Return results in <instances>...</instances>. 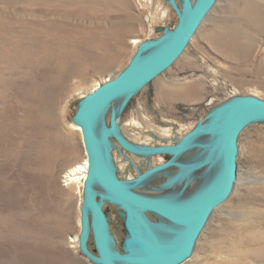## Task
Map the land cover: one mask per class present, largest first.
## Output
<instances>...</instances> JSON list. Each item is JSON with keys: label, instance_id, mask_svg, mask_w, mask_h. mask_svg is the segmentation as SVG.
Returning <instances> with one entry per match:
<instances>
[{"label": "rangeland", "instance_id": "obj_1", "mask_svg": "<svg viewBox=\"0 0 264 264\" xmlns=\"http://www.w3.org/2000/svg\"><path fill=\"white\" fill-rule=\"evenodd\" d=\"M140 1L143 9L137 0L56 7L51 0L0 3V41L7 43L0 44V264H94L79 250L82 185L62 181L85 158L72 117L84 95L126 67L140 42L176 26V12L166 0ZM32 23L41 25L29 28L33 35L50 33L53 39L25 40ZM244 96L264 100V0H217L182 55L129 97L119 130L138 146L175 145L208 114ZM30 100L41 109L38 118L24 109ZM120 101L124 96L103 115L105 125ZM43 141L56 153L41 167ZM237 148L233 191L212 212L181 264H264V122L244 129ZM111 152L122 180L170 158L143 156L139 163L113 139ZM167 173L135 191L174 201L189 198L194 190L173 193L176 184L162 186L170 179ZM101 206L112 251L124 254L123 211L108 200ZM145 217L161 224L151 213ZM86 245L97 255L91 232Z\"/></svg>", "mask_w": 264, "mask_h": 264}, {"label": "water", "instance_id": "obj_2", "mask_svg": "<svg viewBox=\"0 0 264 264\" xmlns=\"http://www.w3.org/2000/svg\"><path fill=\"white\" fill-rule=\"evenodd\" d=\"M216 1L180 0L178 6L175 0H167L178 19L174 29H165L158 38L140 42L135 54L121 72L99 84L78 102L72 123L80 128L88 163L82 185L79 250L94 264L183 263L191 255L212 212L233 191L237 180V141L249 125L264 122L263 99L244 96L231 100L208 114L205 122L200 121L175 145L138 146L130 143L119 130V119L129 97L167 70L182 55ZM137 2L143 9L141 1ZM145 20L149 21L147 15ZM123 95L124 104L121 110L117 112L113 108L109 114L108 125H105L103 115L112 102ZM206 136H214L215 145L212 149L216 156L212 158L208 153L202 159L185 162V154L194 148H202L204 145L200 139ZM112 139L131 154L144 157L162 154L170 158L147 168L131 180H122L114 169ZM217 157L219 168L214 175L184 201L149 196L134 189L155 176L178 169L176 176L168 178L162 184L170 187L176 181L190 179L206 167L212 168L218 160ZM188 183L186 181L185 186ZM94 185L103 192H96ZM102 200H108L123 211V223L127 233L124 254H115L112 251L107 220L101 206ZM145 213H151L178 227L175 237L169 242L162 241L155 226L164 230L167 225L160 221L161 224L149 222ZM90 232L97 255L86 245Z\"/></svg>", "mask_w": 264, "mask_h": 264}, {"label": "bare ground", "instance_id": "obj_3", "mask_svg": "<svg viewBox=\"0 0 264 264\" xmlns=\"http://www.w3.org/2000/svg\"><path fill=\"white\" fill-rule=\"evenodd\" d=\"M192 1H194V0H192ZM6 2L10 3L11 0H0V3H3L4 5L6 4ZM31 2L34 3V0H31ZM51 2H52L51 3L52 6L53 7H56V6H59V5H64V6L73 5V4L75 5L77 3L84 2V0H51ZM54 14H57V13L54 12ZM40 26H41L40 23H32L31 26H28L27 27L28 29L26 28L25 34L22 37L25 40H27V38H28V40H30V41L31 40H33V41H36V40L37 41L44 40L43 42H47V43L50 42V40L53 39V37H54V35L51 36L50 33H48L46 35H43V36L33 35L31 33V30L32 29H35V27L38 28ZM49 26L51 27L52 24L49 23ZM0 38H1V36H0ZM130 42L132 44H138L139 43V40L138 39H132ZM1 43L2 42L0 41V44ZM6 44L7 43H5V44L2 43L3 46L6 45ZM12 44H14V43H12ZM0 48L2 49V47H0ZM14 51H17V50H14ZM14 51L11 52V53H14ZM2 54L3 53L0 52V55H2ZM6 54H8L7 51H6ZM2 56H4V55H2ZM113 56H114V54H113ZM0 83L1 84L4 83V78L2 76H0ZM123 96L118 97L113 102H117V100H120ZM38 100H41V99H38ZM123 104H124V101H122V102L120 101V103L118 104L119 106L116 109L114 107L113 108L117 112H119L121 110ZM29 105L26 108H24L26 112H28L30 110L29 111V114L30 115H34L36 118H38L39 116H41V114H42L41 113V109H39L40 110L39 111L35 107L36 104L32 100H30ZM34 108H36V109H34ZM29 114H28V117H29ZM72 128L74 130L80 132V128L78 126L72 124ZM206 137H208V138L207 139L205 138L206 141H204V142H201V139H203V138L200 139V142L203 143L204 147H202V148H194L192 151H190L187 154H185V156L183 157V160L185 162H188L189 163V162H192V161H195V160H198V159H202L205 156H207L208 153H210V156H212V158L214 156H216V152L212 149V147L215 145L214 144V136H206ZM51 146L52 145L50 143H47V142L45 143V141H43L42 144L38 145V149L40 151H43V153H45V155H41L40 160L38 161L39 164H41V167H43V165L49 160L48 159V158H50L49 156H52L53 157V155L56 153V152H54V151L51 150L52 149V148H50ZM52 153H54V154H52ZM132 156L139 163L144 159V157L141 156V155H135V154H133ZM217 159H218V157H217ZM87 165H88V163H87V158H86V155H85V158L83 159V161L81 163H78V164L72 166L68 170V172L66 174H64V177L67 178L66 185L71 184V183H80L81 185H83V181H84V178H85V175H86V171H87ZM213 167H215V169L211 170ZM212 168H209V167L207 168L206 167L203 171H199L198 173H196L195 176H191L190 179H184V180H182L183 184L181 183L180 185H177V181H176V183L174 182L173 185L176 184V186H175V188L173 187L175 190H173L172 192L173 193H180V191L182 189L184 191L185 190L192 191V190H195L197 187L202 186V184H205L208 180H210V178L212 177V175H214V173L216 172L215 170L219 168V159L215 162V165L212 166ZM178 172H179L178 169H171V170L168 171L167 174H169V177L171 178L173 176H176L178 174ZM133 178H134V176L132 174H130V179L129 180H131ZM186 181L189 182L187 186H185ZM94 188H95L96 192H98V193H102L103 192L97 185H94ZM158 219L160 220V222H163L165 225H167V229L161 230L159 227L155 226L156 227V232H157L158 236L160 237V239L162 241L169 242L171 239H173L175 237V235H176L175 233H176V230L178 229V227H175V226H173L171 224H168L166 221H164L160 217H158Z\"/></svg>", "mask_w": 264, "mask_h": 264}, {"label": "built area", "instance_id": "obj_4", "mask_svg": "<svg viewBox=\"0 0 264 264\" xmlns=\"http://www.w3.org/2000/svg\"><path fill=\"white\" fill-rule=\"evenodd\" d=\"M62 178H63V180H62V181H63V184H64L65 186H67V185H66V183H67V178H65L64 176H63Z\"/></svg>", "mask_w": 264, "mask_h": 264}]
</instances>
